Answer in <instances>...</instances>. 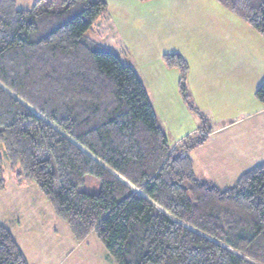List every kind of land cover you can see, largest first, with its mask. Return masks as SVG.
<instances>
[{
    "label": "trees",
    "instance_id": "trees-1",
    "mask_svg": "<svg viewBox=\"0 0 264 264\" xmlns=\"http://www.w3.org/2000/svg\"><path fill=\"white\" fill-rule=\"evenodd\" d=\"M39 1L0 0V190L6 160L116 264H264V159L223 189L197 178L188 152L210 125L185 86L186 59L162 57L200 125L171 147L136 71L86 34L107 1ZM215 1L264 38V0ZM254 95L264 103V82ZM85 175L98 192L78 189ZM0 264H28L3 224Z\"/></svg>",
    "mask_w": 264,
    "mask_h": 264
},
{
    "label": "rangeland",
    "instance_id": "rangeland-1",
    "mask_svg": "<svg viewBox=\"0 0 264 264\" xmlns=\"http://www.w3.org/2000/svg\"><path fill=\"white\" fill-rule=\"evenodd\" d=\"M37 1L15 0L17 6L22 8H30ZM46 1H39L38 5L44 6ZM60 1L57 0L53 8H58ZM106 1L107 12L98 16L86 34L93 41L98 40L95 42L105 49L117 52L122 63L137 72L171 147L189 135L198 136V129H195L200 123L198 115L188 111L185 103L180 102L174 92V85L179 90V70L174 68L167 72L165 66H160L164 65L162 57L166 53H179L186 59L187 75L193 64L194 92L191 97L194 105L208 117L211 128L215 122L220 124L230 116H237L233 119L237 124L219 131L213 136L212 142L188 152L197 178L223 189L232 185L239 174L262 162L264 110L255 117L237 118L256 106H264L254 95L256 88L264 82V38L255 30L251 31L258 38L253 35L248 38L245 32L235 42L237 48H227L229 44L226 45L224 53L227 56L222 57L224 53H221V46L213 44L214 41H204L208 38L206 34L199 39L193 36V48L189 40L184 39L192 13L193 19L205 18L194 22L193 28L198 25L205 31L209 28L206 25L217 17L212 6L222 15L217 8L219 3L215 0H209L215 4H198L196 8H193L195 0ZM122 4L126 5L124 11H121ZM199 9L202 10L200 15L197 14ZM120 25L122 27L118 28ZM211 26L214 27V24ZM96 27L103 36L94 32ZM159 83L162 84L159 86ZM221 135L224 136L222 140ZM225 138H228L229 145L241 148L240 157L250 153L255 160L253 163L248 162L251 167L219 168L217 166L220 163L217 166L213 164L216 159L208 161L204 158L209 150L214 151L215 145L219 146ZM218 156L220 153L216 154ZM3 168L5 183L0 190V224L10 229L28 264H116L94 232L83 239H75L68 225L54 213L50 203L30 178L24 175L16 177L6 160ZM100 186L99 178L85 175L78 189L96 193ZM130 187L139 192L138 187Z\"/></svg>",
    "mask_w": 264,
    "mask_h": 264
},
{
    "label": "crops",
    "instance_id": "crops-1",
    "mask_svg": "<svg viewBox=\"0 0 264 264\" xmlns=\"http://www.w3.org/2000/svg\"><path fill=\"white\" fill-rule=\"evenodd\" d=\"M198 4L199 5H201V4H203V5L209 4L210 5V4H215V3H213V1H209V0H197V1L195 0V1H193V8H196V6H199ZM212 8H213V11L217 17H214L213 21L209 22L207 25H206V22H204V24L209 27L208 30H206V31H205V28H201L198 25H196L195 29L193 28L194 22H196L199 19L205 20V18H194L193 19V13H192L191 19H190V27L188 28L189 30H187V31L185 30V36H184V39L189 40L190 47L193 48V36H195V38L199 39L201 35H205V34L208 35V38L205 39L204 41H208L209 43H210V41L211 42L214 41L215 43H213V44H217L218 47L221 46V53L225 52L224 49H225L227 44H229L227 48H229V47L237 48L235 42L239 41L240 37L243 36L245 34V32H246V37H248V38H250L251 35L258 38L256 33L254 31H251L253 29L249 25H247L242 19H240L234 15H229V13H227L229 11L224 9L221 5H219L217 8L222 13V15L218 11L214 10L213 6H212ZM125 9H126V5L122 4L121 11H124ZM224 10H226V12ZM201 11L202 10L199 9V12L197 14L200 15ZM208 20L210 21L211 19H208ZM212 23L214 24V27L211 26ZM120 27H122V25H120L118 28H120ZM193 29H194V31H193ZM182 30H184V29H182ZM227 30H229V31H227ZM100 31L101 30H99L96 27L94 32L97 33V35H99V36H103V34H99V33H101ZM258 36H260V35H258ZM95 41L98 42V40H95ZM229 51H231V50H229ZM225 56H227V53L222 54V57H225ZM160 66H165V65L161 64ZM165 70L167 72H170L171 70H175V69L174 68H167L165 66ZM187 83H188L187 88H189L188 91L191 93V95L193 97V92H194V90H193V64L190 66V69H189V72L187 75ZM160 84H162V83H159V86H160ZM144 87H145V85H144ZM145 90L147 92L146 87H145ZM174 92H175L177 98L180 100V102L183 103V100L180 96L179 90L177 89L176 85H174ZM147 95H148V92H147ZM159 96L162 97V95H160V94H159ZM148 98H149V95H148ZM149 100H150V98H149ZM150 102H151V100H150ZM184 106L187 108V106L185 104H184ZM187 110L190 111L191 113H193L188 108H187ZM263 110H264L263 105L256 106V108L254 110H251L250 112H248L245 115H241V116L239 115L238 116L239 118H237V119H243L245 117H249V116H253V115L255 117V115L259 114V112H262ZM236 117L237 116L233 115V116H230L229 118H227V120L223 123L218 124V122H215L214 124H212V128L210 127V132L207 134V139L205 140V142L203 144H201L197 147H203L205 144L212 142L213 136H215V134H217L219 131L224 130L226 128H230V127L234 126V124H237L236 122H233V119H235ZM229 121H232L233 123L231 124ZM199 123H200V120H199ZM199 125L197 126V128L195 130H197L199 128ZM165 134H166V132H165ZM220 138L222 140L224 138V136L221 135ZM227 140H228V138H225L224 141L219 146L215 145L214 151H211V150L208 151V149H207L208 153L206 154V156L204 158L208 161H214V160H211L213 158L216 159V163H213V164L217 166V164L220 163L217 166L219 168H240V167L243 168L245 166L251 167L250 166L251 164H248V162L253 163V161H255V160L252 159V156L250 155V153L244 155V157H240L239 151L241 150V148L240 147L236 148L233 145H229V143H227ZM217 153H220V156L216 157ZM219 157H220V159H219ZM239 160H241V163H239ZM255 165H257V164H255ZM255 165H253V166H255ZM194 172H195V170H194ZM195 175H196V172H195Z\"/></svg>",
    "mask_w": 264,
    "mask_h": 264
},
{
    "label": "water",
    "instance_id": "water-1",
    "mask_svg": "<svg viewBox=\"0 0 264 264\" xmlns=\"http://www.w3.org/2000/svg\"><path fill=\"white\" fill-rule=\"evenodd\" d=\"M80 147V146H79ZM81 148V147H80ZM82 150H84L83 148H81ZM86 153H88L90 156H92L89 152H87L86 150H84ZM99 164H101L103 167L107 168L106 166H104L96 157L92 156Z\"/></svg>",
    "mask_w": 264,
    "mask_h": 264
},
{
    "label": "bare ground",
    "instance_id": "bare-ground-1",
    "mask_svg": "<svg viewBox=\"0 0 264 264\" xmlns=\"http://www.w3.org/2000/svg\"><path fill=\"white\" fill-rule=\"evenodd\" d=\"M100 161V160H99ZM101 162V161H100ZM102 163V162H101ZM104 166H106L104 163H102ZM107 167V166H106Z\"/></svg>",
    "mask_w": 264,
    "mask_h": 264
}]
</instances>
